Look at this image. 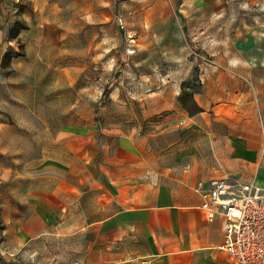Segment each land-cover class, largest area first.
Here are the masks:
<instances>
[{"label": "rangeland", "instance_id": "obj_1", "mask_svg": "<svg viewBox=\"0 0 264 264\" xmlns=\"http://www.w3.org/2000/svg\"><path fill=\"white\" fill-rule=\"evenodd\" d=\"M263 25L264 0H0V264H79L76 238L36 236L32 188L46 130L102 125L115 92L129 126L172 129L208 173L253 180L247 165L225 167L227 123L198 110L207 91L222 111L223 64ZM167 97L177 109H160Z\"/></svg>", "mask_w": 264, "mask_h": 264}, {"label": "crops", "instance_id": "obj_2", "mask_svg": "<svg viewBox=\"0 0 264 264\" xmlns=\"http://www.w3.org/2000/svg\"><path fill=\"white\" fill-rule=\"evenodd\" d=\"M233 52L236 59L222 67V111L209 112L217 106L206 91L201 114H217L228 125L225 167L247 165L255 177L243 180L264 185V25L247 29ZM162 90L177 92L165 85ZM115 93L107 97L102 125L46 130L44 162L32 188L36 236L76 238L79 264H232L220 247L225 219L208 218L197 184L238 174L208 173L205 161L186 151L172 129L129 126L133 113L121 109L124 98ZM175 108L174 97L160 104L162 110ZM234 115L238 123L231 122ZM242 119L260 120L261 126Z\"/></svg>", "mask_w": 264, "mask_h": 264}, {"label": "built area", "instance_id": "obj_3", "mask_svg": "<svg viewBox=\"0 0 264 264\" xmlns=\"http://www.w3.org/2000/svg\"><path fill=\"white\" fill-rule=\"evenodd\" d=\"M197 190L209 219H225L221 248L232 264H264V185L237 176H214Z\"/></svg>", "mask_w": 264, "mask_h": 264}, {"label": "trees", "instance_id": "obj_4", "mask_svg": "<svg viewBox=\"0 0 264 264\" xmlns=\"http://www.w3.org/2000/svg\"><path fill=\"white\" fill-rule=\"evenodd\" d=\"M22 54H23V53H17L16 56H19V55H22ZM107 91H108V89L106 88L105 91H104V93H106ZM203 110H204V109H203L202 107H199V110H198V111L200 112V111H203Z\"/></svg>", "mask_w": 264, "mask_h": 264}]
</instances>
